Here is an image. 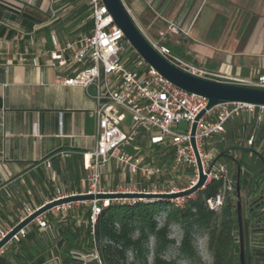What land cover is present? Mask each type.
Returning a JSON list of instances; mask_svg holds the SVG:
<instances>
[{"label":"crops","instance_id":"obj_1","mask_svg":"<svg viewBox=\"0 0 264 264\" xmlns=\"http://www.w3.org/2000/svg\"><path fill=\"white\" fill-rule=\"evenodd\" d=\"M121 1L150 41H159L170 24L177 26L178 34H167L164 46L217 76L214 80L252 81L264 75V0ZM72 7L63 0H0V229L4 231L18 222L24 207L39 209L57 189L81 193L85 187L83 156L95 145L93 89L87 95L80 87L63 85L83 66H59L52 59L62 50L63 57L70 58L78 39L92 30L84 27L92 19L90 9L84 21H77ZM24 12L38 13L42 22L28 30L22 25ZM138 144L147 161L163 151L148 148L144 139ZM184 168L168 176L175 182ZM129 178L113 163L103 167L102 183L110 187ZM89 211L88 203H73L44 213L41 218L47 227L28 225L24 238L11 240L0 250V264L39 260L64 264L68 248L90 245Z\"/></svg>","mask_w":264,"mask_h":264},{"label":"built area","instance_id":"obj_2","mask_svg":"<svg viewBox=\"0 0 264 264\" xmlns=\"http://www.w3.org/2000/svg\"><path fill=\"white\" fill-rule=\"evenodd\" d=\"M89 9L93 20L91 32L78 39V46L70 58H64L62 53L65 50H62L61 53L53 54L52 59L57 60L59 66H83L74 76L64 79L62 83L80 87L87 95V90L93 89L91 97L95 102L92 111L95 121V145L83 156L87 170L83 192H69L67 187H64L55 191L51 201L78 194H170L189 189L198 178L190 143L191 127L196 123L194 139L203 173L207 176L205 185L200 190H204L213 180L222 182L221 192L214 199L206 201L209 209L219 211L226 195H235V179L228 163L217 160L209 171L208 168L220 154L221 146H239L252 155L255 154L250 150L258 154L264 151V105L224 102L206 110L204 116L196 121L198 114L206 108L207 100L176 88L139 56L131 61L123 58L122 53L125 52L128 42L123 32L112 21L102 0H90ZM167 30L168 33L161 34L157 42L145 38L175 67L191 75L214 80L217 76L200 66L183 61L164 46L167 34H178V28L173 24H170ZM230 80L229 83L264 88V75H257L252 81L236 78ZM126 114L130 117L128 125H124ZM238 119L240 124L236 123L234 126L238 134L230 136L227 126ZM181 122L187 124L185 132L174 130ZM140 139L148 142V148L155 146L171 149L170 171L167 174L157 167L154 161L146 160L143 147L138 144ZM111 163L122 168L130 177L129 180L119 182L113 187L103 184V167ZM183 167L192 168L196 179L191 181L188 188L180 190L167 175ZM165 177L167 179H164ZM247 200L249 198L241 194L242 207H246ZM136 202L138 201H114L106 198L83 203H88L90 207L92 228L96 217L110 204L132 205ZM71 204L54 209L69 208ZM36 210L24 207L13 227ZM32 224L40 229L47 227L41 216ZM12 228L7 231L0 229V240ZM25 234V229H22L12 240L19 242ZM72 256L85 258L76 253H72Z\"/></svg>","mask_w":264,"mask_h":264},{"label":"trees","instance_id":"obj_3","mask_svg":"<svg viewBox=\"0 0 264 264\" xmlns=\"http://www.w3.org/2000/svg\"><path fill=\"white\" fill-rule=\"evenodd\" d=\"M72 4V17L84 21L89 16L90 0H63ZM22 25L31 30L42 22L36 12H24ZM88 30L93 28V20L84 24ZM236 128L229 133L237 136ZM239 147V146H235ZM229 147L221 146L220 154ZM249 157H255L258 163L256 173L244 168L241 157L232 158L231 152L225 153L219 160H231L229 166L234 179L237 167L240 168V192L249 198L246 207H242L244 234V253L248 260L264 261V165L256 155L248 150ZM264 159V151L260 153ZM222 190L221 181H211L204 190H200L196 199L188 201L179 208L168 200H154L149 203L138 201L132 205L112 203L102 209L91 228L90 214L88 248L71 246L63 254L64 264H82L72 256L76 253L94 258L89 264H146L149 239H154L153 264H173L163 258V254L174 241L170 236V226L176 225L182 231L179 251L181 255L194 261L196 251L193 244L196 234L208 238L207 247L213 257V264L239 263V235L236 199L233 193L226 195L219 211L209 209L206 201L214 199ZM164 214L161 226L157 218ZM128 254L131 255L129 258ZM41 260L36 264H40Z\"/></svg>","mask_w":264,"mask_h":264},{"label":"water","instance_id":"obj_4","mask_svg":"<svg viewBox=\"0 0 264 264\" xmlns=\"http://www.w3.org/2000/svg\"><path fill=\"white\" fill-rule=\"evenodd\" d=\"M104 6L107 9L108 14L112 18V21L116 26L123 32L126 41L135 50L140 58H142L150 67H152L156 72H158L163 78L170 82L176 88L187 92L189 94H195L202 96L207 100L206 108L203 109L198 116L196 121L202 118L206 112L221 103L224 102H236L245 103L253 105H264V88L240 85L235 83L208 80L191 75L168 62L164 57H162L148 42L145 36L138 29L133 19L129 15L127 9L121 0H102ZM196 130V123L191 127L190 133V143L195 156L196 166H197V181L189 189L184 191H179L177 193L170 194H78L74 196L65 197L59 200L50 201L37 209L32 215L28 216L22 222L18 223L13 227L6 235L0 240V250L8 244L14 235H16L20 230L25 229L28 225L42 216L44 213L54 209L55 207L71 204V203H83L92 200H102L111 199L114 201L118 200H176L190 197L199 191L206 182L207 176L203 173L202 164L200 161L199 153L196 147L194 135ZM234 150H246L240 147H229L219 154L213 162L210 164L208 171L211 169L212 165L219 160L225 153ZM255 154L264 165L263 157L250 150ZM240 168L237 167L236 177H235V199H236V209H237V225H238V235H239V263L245 264L244 260V234H243V224H242V201L240 192Z\"/></svg>","mask_w":264,"mask_h":264},{"label":"rangeland","instance_id":"obj_5","mask_svg":"<svg viewBox=\"0 0 264 264\" xmlns=\"http://www.w3.org/2000/svg\"><path fill=\"white\" fill-rule=\"evenodd\" d=\"M122 57L129 59L131 61V60L135 59L136 57H138V54L135 52V50L128 43V45H125V52L122 53ZM129 120H130V117L126 114V120L124 121V125H128ZM240 122L241 121L239 119L232 121L227 126V131H230L232 128H234L236 123L240 124ZM186 129H187V124L185 122H181L177 128H174V130L179 131V132H185ZM128 151H131V150L128 149ZM163 153H164V155H163ZM238 156L241 157L240 161L243 164L244 168L249 169V171L251 173L257 172L258 163H257V160H255V157H253V158L249 157L248 152L243 151V150L231 151V157L232 158H234V157L238 158ZM169 159H170L169 149H163L162 152L155 153L154 157H153V160H154L155 164H157V167L162 168L164 170V173H166V174L170 171ZM220 161L225 162V163L230 162V160H226V159H221ZM177 175L179 176V179L174 178V181H175L174 185L177 188H179L180 190L188 188L191 184V181H195V179H196L193 169L188 168V167H185ZM116 176H117V174H116ZM168 177L170 178L171 176H168ZM164 179H167V178H164ZM162 181H163V179H161V182ZM198 192L191 195L190 197H186V198L178 199V200H169V202L173 206L178 205V207L179 206L184 207L188 203V201L196 199ZM152 201H154V200H152ZM152 201L151 200H142L141 202L149 203ZM157 221L159 223V226H161L163 224V221H164V214H161L157 218ZM169 237L174 241V243L171 244L169 246V248L166 250V252L163 254V258L165 260L171 261V262H173V264H213V257H212V255L209 252L208 247H207V242H208L207 236L201 235V234H196L194 236L193 244H194L195 251H196V258L194 261H189V260L185 259L179 251L180 240L182 237V231L178 226H176V225L170 226V236ZM147 247H148V254L146 256V264H153V253H154V239L153 238L149 239V243H148ZM128 256H129V258H131L130 254H128ZM75 258L77 260H81L82 264H89L90 262H92L94 260V258H89V257H85V258L75 257ZM244 260H245V264H264V262H262V263H251L248 260L247 255H245V253H244Z\"/></svg>","mask_w":264,"mask_h":264},{"label":"flooded vegetation","instance_id":"obj_6","mask_svg":"<svg viewBox=\"0 0 264 264\" xmlns=\"http://www.w3.org/2000/svg\"><path fill=\"white\" fill-rule=\"evenodd\" d=\"M253 263H258V261H253Z\"/></svg>","mask_w":264,"mask_h":264}]
</instances>
